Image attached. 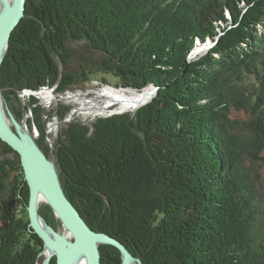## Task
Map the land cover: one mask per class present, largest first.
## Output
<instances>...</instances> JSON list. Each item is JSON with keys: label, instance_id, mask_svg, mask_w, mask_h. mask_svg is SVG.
I'll list each match as a JSON object with an SVG mask.
<instances>
[{"label": "trees", "instance_id": "obj_1", "mask_svg": "<svg viewBox=\"0 0 264 264\" xmlns=\"http://www.w3.org/2000/svg\"><path fill=\"white\" fill-rule=\"evenodd\" d=\"M262 25L264 0H27L0 91L8 105L20 88L68 89L77 80L65 72L60 80L58 66L70 60L68 39L103 53L120 86H157L134 117L95 120L94 139L68 127L69 143L59 139L53 155L65 195L141 264H264V207L254 196L264 166ZM197 40L214 46L189 61ZM143 171L151 182L160 174L155 204L143 196ZM9 179L10 200L25 208L18 155L0 141V264H35L43 242L28 218L4 209ZM99 249L101 264H121L117 249Z\"/></svg>", "mask_w": 264, "mask_h": 264}, {"label": "rangeland", "instance_id": "obj_2", "mask_svg": "<svg viewBox=\"0 0 264 264\" xmlns=\"http://www.w3.org/2000/svg\"><path fill=\"white\" fill-rule=\"evenodd\" d=\"M258 31L264 34V26L263 25L258 26ZM199 42L200 41L198 40L195 41V47L188 55L189 61L190 60L194 61V60H197L199 57L204 56V54H207V52L214 46V43L211 42L210 40L204 42L205 43L204 45L199 44ZM66 48L68 49L70 60L68 61L66 66L62 62L60 61L58 62L59 63L58 66L60 70L59 78L61 80L63 78V72H65L69 74L68 76L70 78L77 80V82L72 83L71 86H69L68 89L64 91L59 90L58 84L49 85L48 83L44 86H39L36 89L20 88L15 91L16 96L15 94H10L12 97L10 104L8 105L5 104V100H3V109L8 119L10 120L9 115L11 114L12 118L15 121H17L14 118L13 113H12V111L15 108H17L21 112L20 122L18 121L17 122L20 123V125H23V127H25L26 130H28V133L32 136L34 142H36V140H40L41 142H43L42 143L43 148L47 149V152L49 154L47 158L50 161H54L53 155L56 150L55 149L56 144L59 139H63V141L69 143L70 141L69 136L66 132L68 127L77 126V128L75 129L83 133L81 134L83 138L89 137V139L91 138L94 139L95 136H94L93 127H94L95 120L103 119V118H110V117H119V116L126 115V114L130 115L131 117H134L137 111L141 107L148 105L156 97L157 92H158V87L153 84H150L144 87L142 90L147 89V88L152 89L151 91L152 97L147 103L143 104L142 106H139L138 108L121 109L122 107L119 101L106 102V100H102L101 102L102 105L105 106L107 104L106 105L107 108L104 112H99L94 109H91V110L85 109L81 105H79V103L73 102L65 98L69 96L70 94H79L82 97H88L87 99H90L96 96L97 93H102L103 89L107 86L110 88L112 87L115 90H119V91L128 90L130 92L131 91L140 92L142 90L139 91L129 86L128 87L122 86V85L120 86V82H118V80L112 74H110V72L105 71L103 68L104 67L103 62L106 60V56L103 55V53H101L100 51L93 49L91 44L90 43L88 44L87 41L68 39L66 41ZM8 49H9V44L1 60L2 63L5 61L4 58L8 53ZM104 71L109 74H106ZM246 83L247 84L251 83L255 85V80L253 77H249V78H246ZM43 88H50L52 90L53 95H54V101L48 102V100H41L39 97H35L34 95L33 96L28 95V92L30 91L37 92ZM33 99L35 100L34 104L31 103ZM11 107H15V108L14 109L12 108L13 109L12 110ZM35 110L37 111L38 114L35 112ZM37 116L39 117L38 119L39 121H36ZM230 116L233 121L234 119L235 120L245 119V114L239 115L237 113H233ZM10 124H11V120H10ZM21 132L23 133V131ZM10 158H14V157H10ZM19 163H20V159H19ZM57 172L59 175L58 168H57ZM144 174L145 173L143 171L142 178H143L144 183H142L143 188L141 189L143 192V196L145 197V199H149L150 203L152 202L155 204L159 200H161V197H160L161 188L159 184L157 183L158 179L160 178L159 177L160 174L156 172V176L158 177H155V179L152 182L150 181V179L146 178ZM257 174H258V177L256 178L257 181H256V186H255L256 190H255L254 196H255V199L258 202H260V205L263 208L264 207V166L263 165H259L257 169ZM156 184H158V186ZM16 185L17 183H15V181L12 179H9L7 181L6 190L4 192L3 199L7 201L8 205L3 204L4 209L6 208L7 210L9 209L15 210L16 208L18 217L23 220H27L28 218V214L26 211L27 205L24 208L21 204L17 205V203L14 200H10L14 193V186ZM18 192L19 193L17 196H18V199H20L22 198L20 189ZM40 196L41 195H39L38 198ZM42 199L44 201L43 197ZM37 213L40 216V218L45 222V224L49 228L54 230L55 232H59V233L66 232V230L61 225L60 221L54 215L50 206L45 201L41 204H38ZM68 239H70V237H68ZM105 246H110V245L98 244V248L105 247ZM110 247H113V246H110ZM43 252H45L44 245H43L42 252L38 255L39 260L35 264H43L45 262L46 255ZM53 259H55V257H52V260ZM135 259L139 260L138 258H135ZM51 262L49 264H51ZM121 263H122V258H121ZM132 263L141 264V261L139 260V262L135 261ZM55 264H56V259H55Z\"/></svg>", "mask_w": 264, "mask_h": 264}, {"label": "water", "instance_id": "obj_3", "mask_svg": "<svg viewBox=\"0 0 264 264\" xmlns=\"http://www.w3.org/2000/svg\"><path fill=\"white\" fill-rule=\"evenodd\" d=\"M1 1L0 65L8 48L11 34L24 17L27 0ZM199 44L204 45L205 43L200 41ZM9 116L12 126L4 112L3 97L0 91V140L11 147L20 159L23 182L29 189V200L26 207L29 231L37 234L42 240L44 250H52L43 264H49L52 257H55L56 264H73L76 258L81 256L85 264H101L98 244L115 247L121 254V264L139 262L119 241L104 233H97L87 225L63 191L55 160L50 161L23 125L15 121L11 114ZM21 129L24 130L23 133ZM39 195L50 206L70 239L65 236V233L55 232L49 228L40 218L37 213Z\"/></svg>", "mask_w": 264, "mask_h": 264}, {"label": "bare ground", "instance_id": "obj_4", "mask_svg": "<svg viewBox=\"0 0 264 264\" xmlns=\"http://www.w3.org/2000/svg\"><path fill=\"white\" fill-rule=\"evenodd\" d=\"M0 8H2V1L0 0ZM41 70V69H40ZM22 82V81H21ZM119 91L115 90L114 88L105 87L102 91V93H97L96 96L87 99L88 97H82L79 94H70L65 99H69L73 102L79 103L83 108L85 109H94L99 112H104L107 108V104L104 106L102 105V100H106V102L110 101H119L121 103V109L125 108H138L139 106H142L143 104L147 103L151 97H152V89L147 88L140 92H134V91ZM28 95H34L35 97H39L41 100H48V102L54 101V95L50 88H43L40 89L37 92L30 91L28 92ZM118 112V111H117ZM25 128V127H24ZM23 128V129H24ZM21 129V131H24ZM28 132V130H26ZM254 175V174H253ZM43 199L40 196L38 198V204L43 203ZM48 230V229H47ZM65 236L69 237L68 233L65 232ZM52 250L46 249L44 254L46 257L51 254ZM43 254V253H42ZM73 264H85L83 257H77L76 260L73 262ZM130 264H133L130 262Z\"/></svg>", "mask_w": 264, "mask_h": 264}]
</instances>
